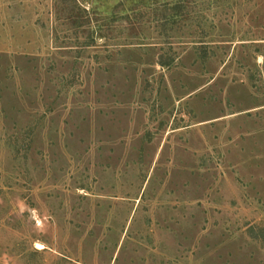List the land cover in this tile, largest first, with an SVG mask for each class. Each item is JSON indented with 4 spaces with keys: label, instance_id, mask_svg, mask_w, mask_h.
Returning <instances> with one entry per match:
<instances>
[{
    "label": "rangeland",
    "instance_id": "rangeland-1",
    "mask_svg": "<svg viewBox=\"0 0 264 264\" xmlns=\"http://www.w3.org/2000/svg\"><path fill=\"white\" fill-rule=\"evenodd\" d=\"M0 264H264V0H0Z\"/></svg>",
    "mask_w": 264,
    "mask_h": 264
}]
</instances>
